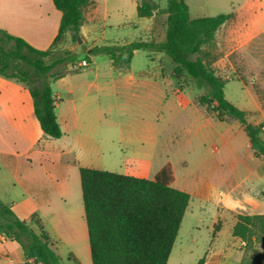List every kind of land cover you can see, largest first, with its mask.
<instances>
[{
	"label": "rangeland",
	"instance_id": "374dc122",
	"mask_svg": "<svg viewBox=\"0 0 264 264\" xmlns=\"http://www.w3.org/2000/svg\"><path fill=\"white\" fill-rule=\"evenodd\" d=\"M126 1V14L132 12V19L141 26L142 32L149 18H139L135 3ZM186 2L193 19L216 17L221 14L231 15V19L218 31L214 48L207 49L203 59L216 75L225 81L227 100L246 112L250 123L256 126L262 124L264 0H186ZM110 4L116 6L114 1ZM164 5L167 6L166 0ZM166 18L164 14L156 15L158 40L165 39ZM127 32L122 28L114 30L105 28L107 39L114 36L113 39H120L116 42L120 45H126L122 38ZM99 37L96 34L95 39ZM142 39L145 40L141 37L133 42ZM106 45H108L106 42L97 44L98 47ZM88 46H82L79 40L76 42L70 35H66L52 50L54 58L65 52L75 53L78 55V62L75 65L56 67L51 78L69 73V77L95 84L90 95L94 114L101 110L108 111V137L102 142L94 140L97 151L92 156L83 158L76 152L73 156L77 154L80 163L91 169L148 179H152L154 172L164 164L171 162L175 166L177 176L185 178L186 189L190 191L204 181H214L215 170L219 168L218 159L221 155H226L229 149L220 142L217 143L220 153L214 154L212 142L197 134L201 124V113L214 117L211 108L198 105L199 98L206 95L207 91L197 87L196 83L183 71L178 70L166 55L161 59H152L149 52L143 50L136 52L130 71L137 80L141 74L150 71L158 76L156 81L159 85L150 89L136 85H121V81L128 78L129 71L126 70L128 63L125 60H116L115 68L108 56L98 55L93 56L94 65L91 66L93 69L89 70L88 66H82L83 60L89 58L90 62L89 52L85 50ZM162 72L168 81L159 79ZM151 79L155 80L153 77ZM116 82H120V85H116ZM167 84L172 85L174 92L166 94ZM96 85L105 86V90L97 93ZM64 86L65 82L57 83L54 80L51 84L53 91L64 90ZM94 118L96 119V114ZM148 127L150 131L147 130ZM151 129L156 132H151ZM217 129L222 133L223 139H229L234 135L231 139L233 147L241 152L247 150L248 139L238 122L225 119L222 124H217ZM103 133L105 136V132ZM154 136H157V139L151 143L152 145L146 141V145L151 146L147 158L143 156L141 143L143 139ZM261 137L264 140V129ZM71 158L72 155H69L68 159ZM2 177L4 180H1ZM11 178L12 175L6 165L0 160V200L3 203L10 194L22 193L20 189L13 187ZM221 189L226 190L224 187ZM65 192L69 194L66 203H57L63 208H57V204L52 210L44 207L45 219L58 216L61 212L75 215L77 206L82 205L78 167L70 172ZM235 218L237 216L226 218L217 208L196 200L192 201L184 216L168 264H196L202 257L206 258L208 264H215L218 251L231 247L234 256L238 258L242 256L240 264H264L263 243L247 248L243 242L236 243L233 239L231 225ZM59 255L62 264H73L66 253L59 252ZM229 258L226 257L225 260L228 264H233V258Z\"/></svg>",
	"mask_w": 264,
	"mask_h": 264
},
{
	"label": "crops",
	"instance_id": "0c3cea01",
	"mask_svg": "<svg viewBox=\"0 0 264 264\" xmlns=\"http://www.w3.org/2000/svg\"><path fill=\"white\" fill-rule=\"evenodd\" d=\"M91 1L92 4L84 9L85 22L80 28L79 36L82 46L89 45L85 48L86 52L97 47L100 42H106L108 44L106 46H123L116 43L120 39H113L114 36L107 39L106 27L110 30L116 28L127 30L122 38L125 44L141 37L145 39L140 40L141 42L164 41V39L158 40L156 16L149 18L141 32V26L132 19V12L126 14V0ZM113 1L116 6L110 4ZM129 1L135 3V8L141 2V0ZM151 1L160 5L161 9L166 7L165 0ZM61 18L62 13L55 7L53 0H0V28L10 35L24 39L39 50L51 48L59 33ZM96 34L100 36L97 39H95ZM88 56L90 57L88 68L92 70L93 56L89 54ZM149 56L152 59L165 57L164 54L152 52H149ZM132 61L126 69L129 71L128 78L121 83L116 82V85H136L149 89L159 85L156 81L158 76L150 71L141 74L140 79L137 80L130 71ZM69 76L68 73L54 80L57 83L65 82L64 90L52 89L53 95L57 98V121L63 132L62 138L58 140L44 137L35 116L29 90L20 83L0 77V160L12 175L13 187L22 191L7 196L5 203L11 204L17 217L28 223L35 232L43 228L51 239L52 249L59 257V252H64L73 264H92L84 204H79V198H77L79 205L75 215L61 212L58 216L46 220L43 211L44 207L52 210L57 203H66L69 194H66L65 189L68 187L70 172L77 167L78 170L86 167L80 163L78 155L74 157L73 153L76 152L83 158L92 156L97 151L94 140L102 142L109 134L108 111H97L96 119L94 118L90 95L95 84ZM152 77L155 80H152ZM159 79L168 81L163 72ZM96 89L97 93L103 92L105 86L96 85ZM165 91L166 94L172 93L174 88L167 84ZM201 114V124L197 134L212 142L214 154L220 153L217 143L221 142L229 149L226 155H221L218 159L219 168L215 170L214 181H204L190 191L186 189L185 178L177 176L175 166L171 162H167L155 171L152 179L170 164L174 177L173 187L187 192L191 197L190 204L196 200L211 205L226 218L238 215H264V159L255 157L249 140L245 152L233 147L231 139L234 135L229 139H223L222 133L217 129V124L222 123L204 112ZM147 130L150 131V127ZM152 131L154 130L151 129ZM156 139L157 136L143 139L141 143L143 156L148 158L151 147L146 145V141L151 144ZM69 155L73 158L68 159ZM1 180L4 178L2 177ZM223 187L226 188L225 191H222ZM73 196L76 198V194ZM56 207L63 208L58 204ZM236 222L237 218L231 225L232 231ZM233 239L236 243H242L240 239ZM218 253L215 264H226L228 262L225 260L226 257L233 258V264L241 263L242 256L239 258L234 256L232 247L224 250L222 248ZM34 262V257L25 255L17 243L10 241L0 231V264H34Z\"/></svg>",
	"mask_w": 264,
	"mask_h": 264
},
{
	"label": "trees",
	"instance_id": "16d2710c",
	"mask_svg": "<svg viewBox=\"0 0 264 264\" xmlns=\"http://www.w3.org/2000/svg\"><path fill=\"white\" fill-rule=\"evenodd\" d=\"M53 3L62 18L59 33L46 51L0 29V77L29 90L44 137L58 140L63 132L57 121V98L51 84L64 74L53 78L51 74L58 66L75 65L78 55L65 52L54 58L52 50L66 35L78 41L85 22L84 9L92 1L53 0ZM137 13L139 18L166 15L164 41L97 46L89 55H105L113 63L125 60L128 65L135 51L166 55L197 87L207 91L198 105L211 108L218 122L225 119L238 122L255 157L264 159L261 137L264 122L258 126L250 123L247 113L227 100L225 81L203 59L205 51L214 48L218 31L231 15L193 19L186 0H167L164 9L151 0H141ZM79 174L92 264H168L191 199L187 192L173 187L172 166L167 164L152 180L86 167L79 168ZM0 231L17 243L25 255L34 257V264H62L48 233L43 228L35 232L17 217L12 205L1 200ZM232 235L247 248L264 244V215H238ZM196 264H207L206 258Z\"/></svg>",
	"mask_w": 264,
	"mask_h": 264
},
{
	"label": "built area",
	"instance_id": "2783aa9c",
	"mask_svg": "<svg viewBox=\"0 0 264 264\" xmlns=\"http://www.w3.org/2000/svg\"><path fill=\"white\" fill-rule=\"evenodd\" d=\"M82 66L87 67L88 66V63L86 61H83L82 62Z\"/></svg>",
	"mask_w": 264,
	"mask_h": 264
},
{
	"label": "water",
	"instance_id": "95a60500",
	"mask_svg": "<svg viewBox=\"0 0 264 264\" xmlns=\"http://www.w3.org/2000/svg\"><path fill=\"white\" fill-rule=\"evenodd\" d=\"M78 40L80 41V43H81V40H80V38H78Z\"/></svg>",
	"mask_w": 264,
	"mask_h": 264
}]
</instances>
